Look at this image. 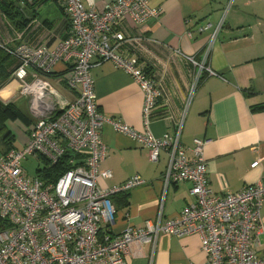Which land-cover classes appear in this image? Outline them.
<instances>
[{
	"label": "built area",
	"instance_id": "2783aa9c",
	"mask_svg": "<svg viewBox=\"0 0 264 264\" xmlns=\"http://www.w3.org/2000/svg\"><path fill=\"white\" fill-rule=\"evenodd\" d=\"M19 1L28 5L40 0ZM62 2L71 22L68 35L53 48L14 47L11 52L18 55L19 64L0 87L2 100H9L14 91L28 99L35 117L32 124L23 127L27 134L23 146L15 143L0 155V219L5 220L0 228V264H127L133 246L143 244L151 245L149 264H154L162 234L180 238L200 235L205 253L202 264H264V181L246 184L239 191L216 193L209 187L205 155L211 139L196 138L189 155L182 142L183 118L173 132L162 137L150 130L152 110L163 91L146 67L123 54V48L129 44L139 52L152 39L144 33L127 36L116 25L128 16L143 27L149 20L158 19L161 9L150 6V0H114L101 7L94 0ZM233 2L229 0L226 5L224 17L193 74L186 108L205 73H214L208 60ZM210 26L207 23L200 30ZM107 60L129 73L144 91L146 132L100 110L92 68ZM58 62L72 63L62 81L74 93L73 99L47 75ZM107 123L146 147L151 161H158L160 153L167 152L159 211L143 226L129 222L122 231L115 230L119 212L113 196L145 183L139 174L118 187L98 185L99 176H112L109 169L100 171L108 156L102 137ZM67 151L72 154L70 168L56 180L26 173L23 161L29 155L38 154L54 164ZM260 162L256 159L251 167ZM181 181L192 183L190 191L195 201L178 215L166 216V191Z\"/></svg>",
	"mask_w": 264,
	"mask_h": 264
},
{
	"label": "crops",
	"instance_id": "0c3cea01",
	"mask_svg": "<svg viewBox=\"0 0 264 264\" xmlns=\"http://www.w3.org/2000/svg\"><path fill=\"white\" fill-rule=\"evenodd\" d=\"M109 1L114 0H94L98 7ZM228 2L150 0V6L161 9L158 19H151L142 27L127 16L116 25L127 36L144 33L152 39L139 52L129 44L123 48V54L146 67L162 88V97L152 110L151 132L162 137L166 132H173L184 119L182 142L189 155L196 138L211 139L205 155L209 187L216 193L239 191L246 184L264 181V0H234L208 60L214 73H205L189 106L185 107L193 74L203 59L210 36L224 17ZM5 3L15 5L21 12L19 17L27 23L24 26L17 19L11 20L0 9L1 46L9 45L13 49L25 44L32 48L41 45L53 48L69 33L71 22L62 0H40L28 5L19 0H0V7L7 6ZM207 23L211 26L200 30ZM15 62L12 58V64ZM68 65L58 62L54 71L59 75L49 79L73 99L74 93L62 81ZM92 75L100 110L146 132L145 94L133 77L111 60L96 64ZM10 102L23 108L27 101L19 95ZM21 122V127L29 126ZM102 134L108 156L101 163L100 171L109 169L112 176H99L98 185L118 187L135 174L145 181L128 192L129 204L118 208L115 230L122 231L129 222L143 226L159 211L167 152L162 151L159 160L154 162L146 147L116 131L111 124H105ZM258 158L260 164L251 167ZM191 188L190 181H181L167 189L166 216L178 215L195 201ZM261 212L264 222V205ZM202 246L203 238L198 234L181 238L162 234L154 264H202L205 259ZM150 254V244L134 245L127 264H149Z\"/></svg>",
	"mask_w": 264,
	"mask_h": 264
},
{
	"label": "trees",
	"instance_id": "16d2710c",
	"mask_svg": "<svg viewBox=\"0 0 264 264\" xmlns=\"http://www.w3.org/2000/svg\"><path fill=\"white\" fill-rule=\"evenodd\" d=\"M7 6H2L0 9L7 14V16L11 20H18V22L22 23L24 26L26 25L27 21L26 19H21L19 15H21V12L17 10L15 5L12 3L7 4ZM148 43V42H147ZM146 44V43H145ZM12 48L9 45H0V75H1V81H0V87L3 83L7 82L9 78L11 77V74L13 70L17 67L19 64V57L16 54H13L11 52ZM12 58L16 59L15 64H12ZM12 67L8 69V67ZM48 77L57 76L59 73L56 72H50L47 74ZM204 78V77H203ZM203 80V79H202ZM202 82V81H201ZM10 117L15 118L18 117L21 121H25L24 123L29 124L28 121V113L24 112L22 108L15 102H4L2 98H0V131L4 132L3 139L6 141V150L3 151L1 154H6L9 150L12 149V147L15 145L16 136L13 133V131L6 125L7 119ZM71 152L67 151L66 154H64L58 162L52 164L48 162L43 157H40V160L45 162V165H40L37 169V176L46 179V180H56L62 173H64L66 170L70 168V157ZM129 194L126 193H119L113 196V201L117 207V210L119 207L127 206L129 204L128 200ZM5 225V220L0 219V228Z\"/></svg>",
	"mask_w": 264,
	"mask_h": 264
},
{
	"label": "rangeland",
	"instance_id": "374dc122",
	"mask_svg": "<svg viewBox=\"0 0 264 264\" xmlns=\"http://www.w3.org/2000/svg\"><path fill=\"white\" fill-rule=\"evenodd\" d=\"M54 82L56 83V81H54ZM57 87L60 88L59 86H57ZM19 94L20 93H17V91H14V94L12 96H9L10 99L4 100V102H9L11 100H17ZM4 97H6V94L4 95ZM26 101L27 102H25V104L23 105L22 110L24 112L28 113V116H29L28 121H29V125H30L35 121V117L33 115L31 108H30L28 99H26ZM20 122H21V120L18 117H15V118L10 117L9 119H7L6 125H9L8 127L13 131L15 136H18V137H16L17 138L16 144L22 147L24 142L27 139V134H25L23 127H21L19 125ZM23 122H25V121H23ZM21 124H22V122H21ZM22 125H24V124H22ZM3 136H4V132L0 131V155H2L1 153L6 150V144H5L6 141L3 139ZM40 157H42V156H40ZM40 157L38 154H31L27 158L24 159V161H23L24 162V168H25V171L28 174V176H30V177L35 176L37 174V169L39 168V166L45 165V162L44 161L42 162L40 160Z\"/></svg>",
	"mask_w": 264,
	"mask_h": 264
}]
</instances>
